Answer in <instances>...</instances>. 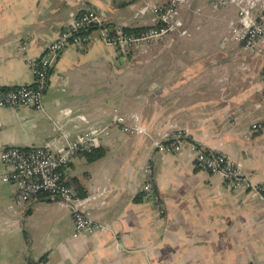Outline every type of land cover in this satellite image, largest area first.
Listing matches in <instances>:
<instances>
[{
	"label": "crops",
	"instance_id": "0c3cea01",
	"mask_svg": "<svg viewBox=\"0 0 264 264\" xmlns=\"http://www.w3.org/2000/svg\"><path fill=\"white\" fill-rule=\"evenodd\" d=\"M168 0H0V89L30 84V61L91 9L110 27L156 24L152 8ZM215 0H181L179 28L123 55L101 42L66 45L49 72L43 110L0 108V153L9 147L64 146L117 116L137 114L144 134L112 127L99 138L103 156L79 153L62 170L86 197L75 207L105 229L73 236L69 208L44 193L27 207L16 187L0 184V264H264V135L248 137L264 116V34L243 49L233 29L238 10ZM184 33H183V32ZM181 133L227 155L250 189L232 190L198 169L187 147L168 151ZM158 144V145H156ZM153 164L160 203L140 192ZM7 172L0 158V175ZM103 191L100 197L92 193Z\"/></svg>",
	"mask_w": 264,
	"mask_h": 264
},
{
	"label": "built area",
	"instance_id": "2783aa9c",
	"mask_svg": "<svg viewBox=\"0 0 264 264\" xmlns=\"http://www.w3.org/2000/svg\"><path fill=\"white\" fill-rule=\"evenodd\" d=\"M180 2L181 0H168L165 5L154 6L152 12L156 16V24L137 34H126L123 28L117 27L109 35L107 29L102 28L107 24L106 21L95 11L91 9L81 11L70 27L48 43L39 59L30 61L33 74L32 83L0 89V108L31 107L36 110H43L42 100L47 87L49 72L64 46L81 47L87 45L94 40V33L96 32L101 42L114 46L120 54L126 55L133 47L162 39L179 28L180 24L176 21V10ZM228 4L235 5L238 10L237 27L233 29L236 40L241 43L243 49L253 50L264 34V0H215L214 7ZM91 24H96L100 29L85 35L78 33ZM260 82L264 87V67L260 75ZM112 127H117L124 134L147 135V132L140 125L137 114H130L128 117L117 116L109 125L90 129L74 139L68 138L66 132L58 129L60 139L64 140L65 144L55 151L46 146L3 149L0 158L7 172L0 175V184H13L16 187L15 201L23 207H27L38 193H46L52 198H57V202L61 206L69 208L73 215L74 237L105 229L106 226L94 222L89 216L76 209L75 202L78 199L76 191L73 187L65 184L62 170L79 153L90 152L96 148L99 145V138L108 135ZM254 133L264 135V116L262 120L252 123L248 137ZM182 147H187L193 154L198 169L219 176L228 188L232 190L250 189L248 177L227 155L207 151L186 139L181 133L169 136V142L165 146L168 151L178 152ZM143 175L144 179L140 192L150 203L158 205L160 198L154 186L151 161L145 163ZM262 190L263 185L257 187V191ZM103 194V191H97L92 193L91 197H100Z\"/></svg>",
	"mask_w": 264,
	"mask_h": 264
},
{
	"label": "trees",
	"instance_id": "16d2710c",
	"mask_svg": "<svg viewBox=\"0 0 264 264\" xmlns=\"http://www.w3.org/2000/svg\"><path fill=\"white\" fill-rule=\"evenodd\" d=\"M102 28L107 29V33L109 35H111L114 32L113 28L110 27V24H106L105 27H102ZM98 29H100L99 26H97L96 24H91L86 29L80 30L78 33L80 35H85V34L91 33V32H93L95 30H98ZM145 29L146 28H143V29L142 28H140V29L123 28V31L126 34H137L138 32L143 31ZM81 154H84L90 162H93V161H96V160H98L99 158H101L103 156V150L96 147V148L92 149L90 152H86V153L84 152V153H81ZM77 182H78V184H80L79 181H74V182L73 181H67V182H65V184L74 188V190L76 191V196L78 198L86 197L84 192H79V190H82V188H81L82 185H80V187H79ZM262 191H264V185H263V190ZM38 194H40V193H38ZM44 194L47 195L46 193H44ZM37 195H35V197ZM47 196H49V195H47Z\"/></svg>",
	"mask_w": 264,
	"mask_h": 264
},
{
	"label": "rangeland",
	"instance_id": "374dc122",
	"mask_svg": "<svg viewBox=\"0 0 264 264\" xmlns=\"http://www.w3.org/2000/svg\"><path fill=\"white\" fill-rule=\"evenodd\" d=\"M235 6V5H234ZM153 27V26H152Z\"/></svg>",
	"mask_w": 264,
	"mask_h": 264
}]
</instances>
